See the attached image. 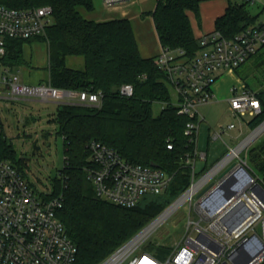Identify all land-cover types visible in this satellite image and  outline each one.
Listing matches in <instances>:
<instances>
[{
    "label": "trees",
    "instance_id": "16d2710c",
    "mask_svg": "<svg viewBox=\"0 0 264 264\" xmlns=\"http://www.w3.org/2000/svg\"><path fill=\"white\" fill-rule=\"evenodd\" d=\"M95 1L0 0V5L18 10L50 6L51 23L44 35L35 37L46 45V83L58 89L102 96L100 108L57 104L48 121L55 125L56 135L63 140L64 165L52 180L51 192L44 196L62 197L57 217L76 246L73 264H99L182 194L191 184L192 169L186 160H193L195 149V144L184 134L190 119L177 114L165 77L154 64L155 57L140 55L130 21L95 22L81 16L78 10L92 12ZM200 1L157 0L154 10L145 14L152 19L161 48L182 52L188 59L199 53L200 46L187 13H193L199 21ZM249 4L246 0L230 1L224 14L215 20V31L225 38H233L249 27L264 28V24L256 23L257 16L249 13ZM31 40H6L0 65L14 69L26 64L23 46ZM261 51L264 45L251 59ZM68 57H81L82 69L67 67ZM237 70L235 74L253 91ZM123 85L132 86V96L119 95ZM254 93L260 101V112L251 119V128L264 121V91ZM154 103L161 105L157 115L152 112ZM91 142L114 149L130 163L154 164L171 178L167 189L160 195L142 197L131 208L96 198L87 178L92 167L88 151ZM168 144L171 149H167ZM249 152L252 166L247 172L264 189V141ZM0 158L26 176L24 160L17 158L3 130ZM153 255L160 256L158 252Z\"/></svg>",
    "mask_w": 264,
    "mask_h": 264
},
{
    "label": "built area",
    "instance_id": "2783aa9c",
    "mask_svg": "<svg viewBox=\"0 0 264 264\" xmlns=\"http://www.w3.org/2000/svg\"><path fill=\"white\" fill-rule=\"evenodd\" d=\"M128 1L131 0H101L106 8ZM51 18L50 6L18 10L0 5V58L5 54L6 40H29L42 36ZM198 43L200 51L191 59L184 57L182 52L161 48L154 60L166 84L175 94L173 104L177 114L190 119L184 134L195 144L193 160H186L192 172L195 158L206 159L204 153L196 152L198 126L204 121L199 116L198 108L213 101V85L222 73L234 72L261 49L264 45V28L249 27L233 38H225L214 31L200 37ZM0 83L13 100L76 103L94 108L102 105L99 93L58 89L47 83L26 84L8 68L3 69ZM132 94L131 85H123L119 89L122 97ZM228 103L236 124L218 126L213 133L214 140L236 127L241 134L243 128L249 127L251 119L260 112L259 99L245 86H232ZM2 130L0 120V132ZM241 144L229 148V153L200 181L195 184L191 181L179 199L159 218L99 264L264 262V189L249 175L246 163L238 158ZM167 149H171L170 144ZM88 151L92 167L88 170L87 178L96 198L100 200L131 208L145 195L162 194L170 183L171 178L157 167L130 163L114 149L101 143L91 142ZM232 164L234 166L219 178ZM216 176V182L210 183ZM184 203H188L190 209L194 208L198 221L192 222L188 215L185 233L178 245L163 259L149 252H141L139 248L148 233ZM61 206V195L48 199L43 193H36L26 176L10 162L0 158V264H73L77 249L57 217Z\"/></svg>",
    "mask_w": 264,
    "mask_h": 264
},
{
    "label": "rangeland",
    "instance_id": "374dc122",
    "mask_svg": "<svg viewBox=\"0 0 264 264\" xmlns=\"http://www.w3.org/2000/svg\"><path fill=\"white\" fill-rule=\"evenodd\" d=\"M231 1L233 2V0ZM96 4H98V1H96ZM154 4L155 0H144L133 7L134 18L131 19V26L139 53L142 57H147V54L144 53V48L155 49L159 47L152 19L148 15L140 17L142 12L151 11ZM259 8L261 9L259 10L257 7L250 8L247 6V9L251 13H258L257 24L264 22V7L260 6ZM78 11L86 20L96 22L101 19L96 17L94 11L87 12L84 9H79ZM23 53L28 63L15 69L13 71L14 74L17 75L21 81L29 84L38 83L41 79L43 83L46 82L47 74L45 70L34 68L46 62L45 43L34 38L24 44ZM152 56L153 55L149 57ZM263 58L264 51H261L259 55L241 65L237 70L240 77L246 79V82L254 92L264 91ZM262 59L263 61L260 63ZM66 66L72 69H82L83 59L81 57H68L66 59ZM2 73L3 69L0 67V82ZM233 81L234 79L228 75L222 77L218 83L222 84L223 87H227L232 84ZM172 100L175 101L176 98L172 96ZM56 106V103L40 102L34 99L13 100L10 98L9 92L4 85L0 83V120L3 133L13 146L17 158L24 160L26 179L32 185L36 193L49 194L53 186L52 180L64 165L63 140L60 136L56 135L55 125L48 123L51 116L56 111ZM227 108V102L219 100H215L209 105L198 108V113L201 117H204V121L199 125L197 151L198 154L207 152L208 156L206 163L200 161L198 158L196 159L194 171L191 174V181L193 184L200 181L207 172L215 167L229 153V148H235L240 142L243 143L248 137L256 133L247 144L241 146L238 154V158L246 163V169L249 168V166H252L250 161L251 153L249 151L254 146L264 141V128L260 131L259 128L254 132L259 125L255 128L248 126L246 128L244 127L241 135H238L237 131H229L222 134L221 138L214 140L212 138L213 133L218 129V126H224L229 122L235 121ZM160 110L161 105L154 103L152 106L153 114L157 115ZM245 120L247 119L245 118ZM204 168L205 170L203 171ZM216 179L217 176L214 177L210 183H215ZM152 196L154 195H145V197ZM180 196L181 194L162 212L153 217L144 228L159 218V216L178 200ZM193 201L195 202V197ZM188 215L189 220L192 222L198 221V216L194 208L191 207L190 209V205L184 203L172 216H169L159 225H156L148 233L146 240L139 248L140 251L149 252L151 254L158 252L160 255L158 258L160 259L166 257L181 241L188 222ZM256 231L258 232L259 229L256 228Z\"/></svg>",
    "mask_w": 264,
    "mask_h": 264
},
{
    "label": "crops",
    "instance_id": "0c3cea01",
    "mask_svg": "<svg viewBox=\"0 0 264 264\" xmlns=\"http://www.w3.org/2000/svg\"><path fill=\"white\" fill-rule=\"evenodd\" d=\"M96 1H98V4H96ZM96 1L94 2V10L93 11H94L96 17L101 18L99 20H102V21L98 20L96 22H105V21L115 20V19H128L130 21V23H131V19L134 18L133 7H135L139 2L144 1V0H131V1H128V2H126L124 4H121V5L115 6V7H111V8H106L102 4L101 0H96ZM156 1L157 0H155V4H154L153 9L151 11L142 12L140 14V17L144 16L145 14H147L149 12H152L154 10V8H155ZM230 1L231 0H201L200 3H199V15H198L199 16V21H197L195 15L193 13H191V12L187 13L195 39L199 40L200 37L208 35V34H210V33L215 31L214 22H215V20L218 17H220V16H222L224 14V12H225L226 8L228 7V4H229ZM248 6L250 8L257 7V9L260 10L261 9V8H259L260 6L264 7V0H252L251 4H249ZM249 13L251 14V16H257L258 17V13L254 14V13H251L250 11H249ZM257 22H258V20H256V23ZM260 24H264V22L263 23L261 22ZM160 49H161L160 45H159L158 48H155V49L144 48V53L147 54L146 55L147 57H144V58H151V57H149L151 55H153L152 57H156L157 54L159 53ZM0 67H2V69H5V67L2 66V65H0ZM46 67H47V52H46V62L45 63H41L40 66H37V67H34V68L43 69V70H45V72L47 74ZM15 69H18V68L11 69L12 72ZM228 75H230L234 79V81L229 86L223 87L222 84H219L218 82L220 81V79L222 77L228 76ZM47 77H48V74H47ZM47 77H46V80H47ZM41 80L38 83H43ZM21 82L26 83L24 81H21ZM38 83H35V84H38ZM44 83H46V82H44ZM26 84H29V83H26ZM232 86H239L240 87V86H245V84L235 74V72H224V73H222L217 78V80L215 81V83L213 85V91H214L215 97H214L213 101L211 102V103H213L215 100H217V101L218 100L219 101H226L227 104H228L227 110H228L229 113H230V110H229L228 97H229V89ZM171 95L175 97V94L173 92H172ZM230 115H231V113H230ZM231 117H232V115H231ZM202 118H204V117H202ZM200 123H199V125H200ZM231 123H235L236 124L235 121L229 122L228 124H231ZM228 124H226V125H228ZM226 125H224V126H226ZM229 131H237L238 135L240 134L239 130H238V127H236L234 130H229ZM229 131H227V132H229ZM242 133H243V130H242ZM198 134H199V126H198ZM198 134H197V142H198ZM235 138H233V139H235ZM197 142H196V152L198 154ZM202 153H204L206 155V159H207L208 153L207 152H202ZM206 159L204 161L205 163H206ZM195 161H196V158H195ZM195 161H194V165H195ZM200 161H203V160H200Z\"/></svg>",
    "mask_w": 264,
    "mask_h": 264
},
{
    "label": "water",
    "instance_id": "95a60500",
    "mask_svg": "<svg viewBox=\"0 0 264 264\" xmlns=\"http://www.w3.org/2000/svg\"><path fill=\"white\" fill-rule=\"evenodd\" d=\"M264 124V121L256 128V129H258L259 127H261L262 125ZM151 167H156L154 164H151L150 165ZM234 166V164H232L229 168H227L223 173H221L220 174V176H219V178H221V177H223L232 167ZM210 186H208L207 188H205V190H203V192H205L208 188H209ZM257 187L258 188H260V186L259 185H257ZM261 189V188H260ZM202 192V193H203ZM144 230V229H143ZM143 230H141L140 232H142ZM139 232V233H140ZM250 262V260H247L244 264H247V263H249Z\"/></svg>",
    "mask_w": 264,
    "mask_h": 264
},
{
    "label": "bare ground",
    "instance_id": "6f19581e",
    "mask_svg": "<svg viewBox=\"0 0 264 264\" xmlns=\"http://www.w3.org/2000/svg\"><path fill=\"white\" fill-rule=\"evenodd\" d=\"M262 128H264V124L260 127L259 131H260ZM259 131H258V132H259ZM255 135H256V133H255L254 135H252L251 137H248V139H246V140L241 144V146L247 144V142H248L253 136H255ZM241 146L239 147V149H241ZM199 184H200V183H199ZM199 184H198V185H199ZM198 185H197V186H198ZM197 186H196V187H197Z\"/></svg>",
    "mask_w": 264,
    "mask_h": 264
}]
</instances>
